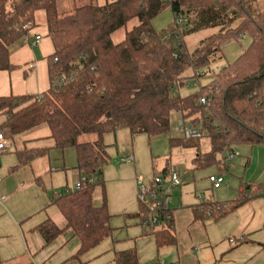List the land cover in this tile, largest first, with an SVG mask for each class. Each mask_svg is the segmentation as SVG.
I'll return each mask as SVG.
<instances>
[{
	"label": "trees",
	"instance_id": "trees-1",
	"mask_svg": "<svg viewBox=\"0 0 264 264\" xmlns=\"http://www.w3.org/2000/svg\"><path fill=\"white\" fill-rule=\"evenodd\" d=\"M60 1L0 0V71L15 69L11 49L36 26L39 10L45 12L54 48L48 59V91L41 96H0V115L6 116L0 132L12 137L48 126L53 148L62 155L67 148L75 149L81 187L65 190L52 203L66 226L47 220L36 231L50 245L70 230L80 241L75 255L79 258L113 233L104 181L110 161L106 134L128 129L132 136L167 135L176 111L210 139L211 152L204 155L199 140L169 139L171 150L196 149L197 169L218 165V155L233 146L264 147V0H114L103 6L93 2L76 6L69 13H60ZM167 8L174 26L158 33L152 21ZM179 18L185 23L176 24ZM135 19L139 24L115 44L113 34ZM211 27L220 30L189 53L184 35ZM245 36L250 44L241 55L212 72L222 59V47ZM188 69L194 78L211 77V82L181 97ZM204 97L211 102L200 105ZM83 135H95L96 140L80 142ZM50 151L19 153L20 164L25 167L48 157ZM99 187L103 202L96 204ZM260 194L242 192L236 200L223 203L203 201L193 211L197 219L220 220ZM134 216L145 218L141 210ZM154 236L158 247L175 242L170 231H157ZM116 264H138L136 252L118 255Z\"/></svg>",
	"mask_w": 264,
	"mask_h": 264
},
{
	"label": "rangeland",
	"instance_id": "rangeland-1",
	"mask_svg": "<svg viewBox=\"0 0 264 264\" xmlns=\"http://www.w3.org/2000/svg\"><path fill=\"white\" fill-rule=\"evenodd\" d=\"M111 1L114 0H61L59 11L60 13H69L76 6L91 2L98 6H103ZM35 23L36 26L29 31L28 36L11 49L10 59L15 69L13 71H0V96H41L50 87L48 59L53 54L54 48L48 36L46 15L43 10L37 11ZM138 24L137 19L132 20L127 26L115 32L112 36L114 43H121L125 39L126 33ZM152 25L158 33L167 31L174 26V17L170 8L165 9L157 16L152 21ZM219 30V28L211 27L184 35L183 40L186 50L192 53L204 39L219 32ZM38 35L41 37L40 43L32 46L31 42ZM249 44L250 38L247 36L240 40L227 42L222 47V59L219 63L212 66V72L217 73L227 64L233 63ZM184 77L187 78V84L179 90L181 97L195 94L211 82V77L194 78L191 69L185 71ZM5 119V115H0V126ZM180 121H184L186 126L191 123V120L184 118L181 112H173L171 116V131L167 135L149 137L145 134H138L132 136L128 129H119L115 133H108L104 136V143L108 146L107 152L110 157L109 164L105 168L104 181L106 182L108 202L110 200L113 210L116 204L119 205L122 201H129L126 197V192L122 191V186L112 181L117 178V171L121 169L125 172L124 174L134 172L133 164L116 163L117 160L120 161L127 156H134L139 177L144 174L160 173L169 165L173 170L180 172L185 181L182 188L174 190L172 200L174 204L181 201L184 207L194 206L201 198H204L203 201L220 203L234 201L242 193L241 189L246 195L264 192L263 146H255L253 149L248 145L233 146L232 149L235 155L231 161H228L230 152L227 149L218 155V159L221 163L224 162L226 167L219 163L218 165L197 169L193 163V159L196 156L195 148L185 149L177 147L171 150L169 139L184 137V134L178 130ZM31 134H35V139L39 137L41 140L29 145L25 143L28 140L26 139L29 137L28 135L23 136L22 134L12 137L8 135L6 137V148L0 155L2 160L0 163V198L2 199L3 197L6 201V207L0 204V257L4 264H12V260H7V257L15 255L18 258L20 257V253L25 250L27 229L29 230V226L32 228L44 218V215H39L38 213L46 206L34 212L29 216L30 220L22 225V222L29 219L25 215L43 205L44 201L46 202L47 194H51L53 191L61 193L65 190H74L78 183V178L73 171L77 164L76 152L73 148H67L64 151V155L57 149L51 148L49 157L39 159L34 163L32 172L35 176H41L43 186H38L37 182L34 183L31 180L33 179L31 169L26 170V172L22 170L9 173V168L15 167L18 163L17 151L31 148H48L47 145L49 144H47V138H45L50 135L48 126H42L38 131H33ZM36 134L39 136H36ZM95 140V135H83L80 138V142H93ZM51 141L52 145L53 140L51 139ZM196 143L200 144V152L203 155L211 152L209 138L202 137ZM248 161L249 166H246ZM63 168L68 170L64 171ZM221 175L224 176L222 188L218 191H213L209 178ZM181 191L183 195L180 194ZM96 195L95 202L101 204L103 195L100 187L96 189ZM129 207L135 209L138 207V201L132 202L131 206L128 205L126 209ZM121 211L125 210L121 207L116 209V214H113L112 226L117 228L114 229L115 232L120 233L119 235H124L126 230L132 228V226L137 227L139 225L132 224V220L128 219V217L126 218V214H121ZM128 213L132 212L129 211ZM136 222L138 223V221ZM153 230L159 231L160 229L154 228ZM75 241L78 242L77 239ZM103 244H99V247L97 246L83 254L80 261L71 260L72 257L69 256L67 260L58 258L53 261L52 258L46 264H102L103 262L107 264L110 253L106 252L99 255V249ZM22 258L21 260L23 261Z\"/></svg>",
	"mask_w": 264,
	"mask_h": 264
},
{
	"label": "crops",
	"instance_id": "crops-1",
	"mask_svg": "<svg viewBox=\"0 0 264 264\" xmlns=\"http://www.w3.org/2000/svg\"><path fill=\"white\" fill-rule=\"evenodd\" d=\"M39 129L40 127L23 134V136H29L26 138L28 139L25 141L26 144L32 145L35 141L41 140L39 137L35 139V134H31L33 131H38ZM37 135L38 134H36V136ZM50 135L45 138H47V144H49L47 145L48 149H53V143L52 145L50 143ZM30 137L31 139H29ZM40 149L31 148L17 151L16 155L18 163L15 167L9 168V173L11 174L22 170L23 172H26V170L29 169H31L30 171L32 172L34 163L39 159L31 162L25 167H22L20 164L19 153ZM230 150L233 151V149ZM132 157L134 158V156ZM1 162L2 160L0 158V163ZM126 164H133L134 172L124 174L125 172L121 169L117 171V178L112 181L115 184L122 186V191L126 192V197L129 201H122L119 205L116 204L115 209L113 210L112 204L109 200L108 206L112 216L110 224L113 228V214H116V209L121 207L125 210L121 211V214H126L125 217H128V219L130 218L132 220V224L134 223L136 226L138 224L141 228L139 226H132V228H129L124 232V235H119L120 233L118 234L114 230L117 228H113L112 235L101 243L105 244H103V246L99 249V255L106 252L111 254H109L107 264H116L117 256L127 251L136 252L138 264H264V193L248 199V201H246L242 206L238 207L235 211L220 220L197 219L193 208L200 204L204 198H201L199 202L191 207H184L181 201L176 204L173 202L174 219L171 225L168 226V230L165 231H170L172 233L175 242L173 244L158 247L154 236L157 230H153V228L143 225L141 219L134 216L140 210L139 203L138 207L135 209H132V207L126 209L128 205L131 206L132 202L135 203L137 200L136 181L137 178H139L135 158L132 163ZM246 166H249V161L246 163ZM166 168L173 170L170 165ZM63 169L64 171L68 170L67 168ZM73 171L75 172L74 174L78 178L79 183L80 177L76 167ZM105 175L106 171H104V179ZM153 176L154 174H144L141 178L145 181H150ZM32 177L33 179L31 180H33L34 183L37 182L38 186H43L41 176H35L32 172ZM184 181L183 177V182ZM182 186L180 188H182ZM221 188L217 190L212 188V190L218 191ZM240 191L243 192V189ZM61 194L62 192L57 193L56 191L51 192V194H47L46 202L44 201L43 205L25 215V217L28 216L29 219L22 222V225L30 220L29 216H31L34 212L41 210L44 206H46L38 213L39 215H44V218L32 228L29 226V230L27 229L26 231L25 250L20 253V257H23V261L16 255L6 258L7 260H12V264H46L50 262L52 258L53 261L58 258L61 260H67L69 256L72 257L71 260L80 261L81 256L79 258L75 256L80 249V241L78 238L72 237L70 230L50 245H45L42 237L36 231V227L47 220H51L57 226L59 225L58 227L60 228H65V219L62 215H59L61 213L52 206L53 201ZM180 194L183 195V192L181 191ZM96 196L95 192V200ZM0 204L6 207V201L3 197L2 199L0 198ZM129 211L132 213H128ZM136 221H138V223ZM75 239H77L78 242H76ZM100 245H98V247ZM0 259L1 264H4L1 257ZM102 264L106 263L103 262Z\"/></svg>",
	"mask_w": 264,
	"mask_h": 264
},
{
	"label": "built area",
	"instance_id": "built-area-1",
	"mask_svg": "<svg viewBox=\"0 0 264 264\" xmlns=\"http://www.w3.org/2000/svg\"><path fill=\"white\" fill-rule=\"evenodd\" d=\"M175 23L182 25L185 23V19L179 18L175 20ZM41 37H36L32 42V46H36L40 43ZM196 86V85H195ZM211 102L207 98H201L199 100L200 105H207ZM180 132L184 134V138L188 140H199L203 137L202 130L199 125L190 123L185 125L184 121L179 122ZM6 148V136L3 132H0V155ZM228 161L234 158V152L229 150ZM134 158L127 156L117 163H132ZM209 182L214 190L221 188L224 182V176H211ZM137 201L140 206L141 212L145 215L142 224L151 228H159V231L168 230V226L171 225L174 219L173 208V191L180 188L183 185V177L180 172L170 170L165 173L160 172L154 174L150 181H145L143 178H137ZM81 187L80 182L76 185L74 190H79ZM220 208V207H219ZM218 210H221V208ZM226 207L223 206V209ZM209 212V213H208ZM207 214H211L208 211Z\"/></svg>",
	"mask_w": 264,
	"mask_h": 264
}]
</instances>
